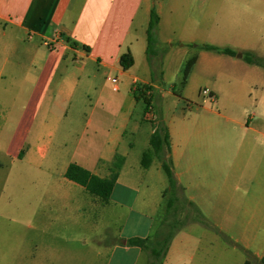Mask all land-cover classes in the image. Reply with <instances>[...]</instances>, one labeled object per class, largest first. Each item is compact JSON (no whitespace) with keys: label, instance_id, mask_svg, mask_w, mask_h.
<instances>
[{"label":"rangeland","instance_id":"rangeland-1","mask_svg":"<svg viewBox=\"0 0 264 264\" xmlns=\"http://www.w3.org/2000/svg\"><path fill=\"white\" fill-rule=\"evenodd\" d=\"M163 2V22L156 31L158 55L153 57L157 64L153 78L161 84L153 99L156 112L170 121L183 100L184 108L180 107L183 108L180 111H184L185 121L207 120L213 126V122L219 121L216 126L220 133H239V136L220 134L222 169L209 170L207 179H200L195 172L187 174L197 187L189 189L180 203L183 207L175 218L178 230L171 241L170 254L161 264H245L247 261L262 264L255 255L264 256V217L250 218L247 209L261 210L264 204L256 203V208H249L245 196L258 177L256 168L263 165V160L260 155L251 157L252 136L244 133H254L253 129L264 125V0ZM171 5L176 9H169ZM154 9L157 12L156 6ZM203 45L229 48L236 55L205 51ZM184 50L189 55L184 56ZM201 52V60L184 86V67ZM247 53L255 55L259 63L249 64L245 59ZM71 56L60 73L72 71L84 79L78 68L85 59L79 57L75 61ZM89 69L92 85L80 82L65 87L70 102L60 107L45 106L36 120L40 100L36 98L42 92L31 99V87L24 83V74H17L15 83L5 75L7 80L0 83V127L4 129L0 137V163L5 168L0 174V209H30L34 203L26 196L27 179L49 180L52 193L60 189L57 184L64 181L67 166L83 162L84 156L111 157V170L102 171L109 176L115 171V157H123L118 171L120 181L131 184L140 192L138 195L143 194L145 183L150 191L169 188L168 176L150 145L151 132L156 126L145 118V98L135 99L128 88L114 92L108 78L116 75L97 71L96 64H91ZM59 77L51 92L54 98ZM205 90L215 92L214 102L203 94ZM7 108L12 113L5 120L3 109ZM210 109L218 110L224 117L214 116ZM110 140L115 143L112 155L104 153ZM38 148H43L44 157ZM165 159L171 166V160ZM31 162L42 164V168L30 166ZM180 166L182 171L186 170L184 161ZM236 183L241 185L235 196L232 190ZM110 201L106 210H97L96 228L92 222L81 223L88 248L103 251L97 264L108 263V248L114 247L120 238L146 232L148 220L142 214L154 219V242L167 236L170 229L162 226L168 215L167 201L162 199L156 209L152 203L144 208L136 192H126L121 186ZM199 218L204 223L193 221ZM117 261L118 256L112 264ZM150 261L146 254L143 264Z\"/></svg>","mask_w":264,"mask_h":264},{"label":"crops","instance_id":"crops-1","mask_svg":"<svg viewBox=\"0 0 264 264\" xmlns=\"http://www.w3.org/2000/svg\"><path fill=\"white\" fill-rule=\"evenodd\" d=\"M163 1L0 0V83L4 79L7 80L5 75H9V81L15 83L18 81L16 75L22 73L25 75L24 83L31 87V99L42 92L40 97H35L40 100L37 103L38 109L34 120L45 106L60 107L70 102L71 98L64 93L65 87H73L80 82H84L85 86L92 85L93 78L90 76L89 69L91 64H96L99 72L106 71L116 75L119 79V89L128 88L134 98L135 85L150 87L148 90L151 96L150 106L158 117L157 125L168 129L170 149H165L164 156L171 160L177 181L175 194L182 204L187 197V191L197 187L187 174L195 172L200 179H207L209 170L222 169L220 167V134L239 136V133H220L216 126L220 123L219 121L213 122L214 126L207 120L185 121L184 111H180L184 108L183 100L179 101V108L170 121L163 119V116L156 112L153 99L155 91L160 90L161 84L153 78L156 61L153 57L150 61L147 54L148 26L154 6L160 17L158 28L162 25L165 10ZM169 9H176V6L171 5ZM45 43H51L52 47L46 46ZM182 52L184 56L189 55L188 51ZM127 53L132 55L134 65L125 70L120 65V59ZM70 56L75 61L79 57L85 59L78 68V72L84 74V79L80 78L76 72L60 73L62 65ZM194 56L197 57V61L192 71L201 60L202 52ZM58 75L60 79L56 83L57 91L54 98L51 92ZM211 93L215 99V92ZM3 111V117L6 120L7 115H10L12 111L8 108ZM210 112L218 118L224 117L216 109H210ZM145 118L149 120L147 109ZM90 124L91 122L88 123ZM156 127L152 129L151 135ZM262 129H264L263 124L259 129H253L254 133H244L252 136L249 141L251 157L260 155L263 160V165L256 168L258 177L255 178L250 192L245 196L249 208L250 206L256 208V203L264 204V131ZM3 131V127H0V137ZM123 132L126 133V131ZM114 145L115 143L112 144L110 140L104 153L112 155ZM38 151L44 157L43 148H38ZM83 158V162L79 163L80 166L101 178L109 177L108 172L102 174V171L111 170V157L103 155L98 159H91L90 156ZM182 161L186 164L185 171L181 170ZM28 164L34 168H42V164L37 162ZM4 169L3 164L0 163V174ZM177 169L180 170L177 171ZM120 177L119 174L112 195L119 186L126 192H136L137 199L144 202V208H149L151 203L155 208L157 203L160 206L162 199L164 201L168 199L166 194L168 189L157 190L156 188L150 191L149 184L145 183L143 194L138 195L140 192L135 191L131 184H122ZM49 184V180L27 179L28 194L26 196L34 203L30 205L31 208L23 211L0 209V264H97L98 258L103 257L102 249L97 252L96 249L91 251L88 248V239L85 235L82 236L81 223L82 221L86 224L92 222L96 228L97 210L100 208L106 210L107 206L111 205V201L103 205L97 197L88 194L83 187L66 178L57 184L60 189H55L52 193H50ZM240 185V183L233 184L232 192L235 196L240 192ZM30 191L34 194H29ZM190 199L193 201V196ZM180 207L182 208L183 205ZM255 210L247 209V216L264 217V209L256 210L259 213ZM141 216L148 220L146 232L125 235L114 247L110 246L107 264H112L116 256H118L117 264H143L148 252L140 247L128 246L126 244L128 239H148L151 244L160 241H153L156 231L152 234L154 226L152 216L149 214ZM170 251L169 247L166 257ZM255 257L262 259L264 256L255 255ZM245 264L253 263L247 261Z\"/></svg>","mask_w":264,"mask_h":264},{"label":"trees","instance_id":"trees-1","mask_svg":"<svg viewBox=\"0 0 264 264\" xmlns=\"http://www.w3.org/2000/svg\"><path fill=\"white\" fill-rule=\"evenodd\" d=\"M160 22V17L155 11L152 10L150 16V22L148 26V47H147V54L148 58L151 61L152 57L156 56V46H157V39H156V31ZM202 49L209 50V51H216L220 52L225 55L235 56L236 53L229 49V48H219L212 45H203ZM246 61L249 64H258V60L256 59L255 55L252 53H247L245 57ZM197 61V57H192L189 59L184 67L183 70V80L182 84L185 85L188 77ZM120 65L125 69H129L134 65V59L130 53L122 55L120 59ZM150 90V87L145 85H137V88L133 90V94L136 99L143 97L147 103V110L148 107L151 105V96L147 94V91ZM150 145L155 153V155L160 159L162 163V167L165 170L168 181H169V188L166 191L168 194L167 199V218L163 221V226L169 227V232L167 236L158 241L156 244H151L148 239L142 238H131L126 241L128 246L140 247L148 252L150 256V264H161L162 260L166 257L171 241L173 240L176 231L178 230L177 226H175V218H177V213L180 209V202L178 197L175 194L177 189V181L175 179L172 166H170L165 159L164 153L165 149H170L169 143V133L168 129L165 126L157 125L154 133L151 135ZM124 162L123 157H117L115 162V171L109 176L108 178H101L91 171L85 169L84 167L80 166L77 163H71L67 171L65 173V178L77 185H80L85 189V191L97 197L103 204H108L110 202V198L112 192L115 188L117 180L119 178V170L121 169V165ZM194 222H201L202 219H194ZM262 264H264V257L261 259Z\"/></svg>","mask_w":264,"mask_h":264},{"label":"built area","instance_id":"built-area-1","mask_svg":"<svg viewBox=\"0 0 264 264\" xmlns=\"http://www.w3.org/2000/svg\"><path fill=\"white\" fill-rule=\"evenodd\" d=\"M46 46L48 47H52L51 43H45ZM108 80L111 82V84L113 85L112 89L114 92H119V80L117 77H110L108 78ZM137 88V85H135L134 90ZM147 94L149 95V91H147ZM203 94L205 96L210 97V99L213 101L214 100V96L212 95V93L208 90H205L203 92ZM147 116L148 119L156 126L158 124V117L155 115L153 108L151 106L148 107L147 110Z\"/></svg>","mask_w":264,"mask_h":264},{"label":"water","instance_id":"water-1","mask_svg":"<svg viewBox=\"0 0 264 264\" xmlns=\"http://www.w3.org/2000/svg\"><path fill=\"white\" fill-rule=\"evenodd\" d=\"M240 57H242V55H239Z\"/></svg>","mask_w":264,"mask_h":264}]
</instances>
